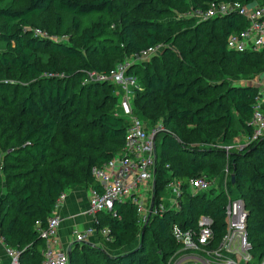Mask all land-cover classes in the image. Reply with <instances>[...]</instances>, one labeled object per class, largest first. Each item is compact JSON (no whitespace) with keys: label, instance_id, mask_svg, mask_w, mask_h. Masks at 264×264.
<instances>
[{"label":"trees","instance_id":"obj_1","mask_svg":"<svg viewBox=\"0 0 264 264\" xmlns=\"http://www.w3.org/2000/svg\"><path fill=\"white\" fill-rule=\"evenodd\" d=\"M159 1L171 6L166 20L138 16L137 12L142 10L143 4L135 6L133 0H22L23 4L19 7L0 6V18L5 28V31L0 32V44L2 43L5 47V51L0 52V91L9 93L11 90L14 91L11 96L2 100L7 106H14L16 112L9 119H6L5 115H0V126L11 125L19 130V136L13 132L6 137L0 134V140H4L7 148L4 160L10 163L9 168L15 166L14 168L20 170L24 166L33 164L35 170L40 171V190L34 202V191L26 182L22 186H20L21 183L16 185L14 189L17 191L9 190L4 194L5 203L10 205L5 209L6 216L12 218L8 222L3 219L0 233L5 237L8 246L23 250L21 264H41L42 262L46 244L40 237L36 222L40 220L42 226H46L63 192L81 184L89 187L97 186L92 174L93 167L104 164L121 152L125 143L128 121L116 111L118 95L115 92L119 87L108 82L91 84L111 91L101 98V104L95 108L97 114L90 121L97 127L96 132L87 135H83L81 130L76 132L74 129V134L69 132L70 126L77 121L81 106L80 104L75 106V92L71 85H62L53 76L62 58L69 57L77 61L74 73L77 81H80L88 71H108L125 58L149 46L161 44L162 41L164 56H172L174 51L172 45L178 41L179 37L185 33H195L212 38V49L222 57V62L227 60L240 66L247 58L256 62L264 59V52H262L264 50L242 53L229 50L227 47L229 35L243 30L248 25L247 19L243 16L231 14L198 22L191 18L180 17L181 14L177 17L178 9L183 14L192 7L206 6L210 0ZM237 1L251 3L255 0ZM172 4L177 8H173ZM260 4L264 5V2L260 1ZM47 13H51L55 24V31L48 32L57 36L67 35L76 43L34 36L31 29L46 30L35 24L37 18L41 19ZM66 16L68 17L67 34H61L66 23ZM216 22L222 23L219 36L214 34ZM186 36L184 35V38ZM44 49L57 55L53 62H51L52 58L43 61L40 51ZM87 53L107 57L114 55L119 58L111 67H103L99 62L92 66L86 57ZM182 53L186 56L187 66L195 67L196 61L192 58V49L188 48ZM143 62L134 63L131 67V72L135 73L138 79L139 88L135 90L134 101H137L139 108H145L141 103L142 99L148 98L147 102L153 101V95L189 97L190 103H204L191 93L194 88L185 82L173 83L169 78L157 73L146 72L141 76ZM43 70H47L50 75L35 80ZM205 71L218 81L223 79L222 72L218 68L210 67ZM19 72L27 74L32 84L19 93L21 97L16 98L17 84L6 81L5 77L7 74L14 75ZM220 88L216 87V89ZM181 89H184L183 92H176ZM258 93H260L259 88L254 85L228 83L217 111L220 112V109L225 107L224 100L228 99L232 103V109L226 108L224 114L219 115L221 118H226L227 127L239 123L249 135L251 134L250 120ZM212 98L214 99L215 96ZM175 106L178 111L170 108L159 111L160 116L170 121L172 126L170 129V126L165 124L168 131L159 134L157 138L155 193L157 203L160 200L159 194L172 178L182 180L184 191L180 202L183 208L178 211L167 210L162 215L152 216L145 229L141 231L142 240L139 246L117 256L108 255L106 264H166L180 247L172 233V227L179 224L184 228L193 227L198 230L199 221L203 215L213 219L212 229L215 238L222 240L227 230L226 206L229 197H240L245 201L248 211V231L253 243V261L250 264H261L264 260V224L250 223L252 212L248 208L244 194L242 195L239 190L232 187L235 186L236 181L243 178L239 168L240 163L249 166L247 159L255 158L259 166L254 175L247 179V183L255 185L256 189L264 193V136L241 148L229 151L208 147L197 149L186 140L187 132L181 122L190 117L196 125L206 124L211 120V114L198 116L196 112L183 104L177 102ZM134 112L140 118L147 120L144 113L136 110L135 107ZM59 134H62L60 146L63 145L66 148L63 153L70 158L73 157L70 152L75 153L74 160L78 161L79 167L66 165L67 170L51 167L52 161L49 159L52 143ZM169 151L184 153V160L175 163L172 159L176 157H170ZM214 155L227 160L233 171L231 174L234 175L235 182L231 178L226 192H222L221 196L218 194L213 197L209 191L191 194L186 181L202 173L211 174V166L207 165L202 157ZM74 168V171L68 170ZM224 176L225 171L221 173L219 183H223ZM9 178L11 180L12 176ZM24 179V176L15 178L17 181ZM115 208L118 216L108 212L98 214L100 219L97 226L98 236L105 242L110 237L109 239H113L112 242L115 245L125 247L128 243V237L125 236L129 233L128 230L140 231L138 229L139 215L136 206L131 202L117 203ZM130 217H133V220L129 219ZM106 226L111 229L107 237L101 233L102 228ZM82 246L96 248L92 243L75 242L70 248V264L76 263L78 249Z\"/></svg>","mask_w":264,"mask_h":264},{"label":"built area","instance_id":"obj_2","mask_svg":"<svg viewBox=\"0 0 264 264\" xmlns=\"http://www.w3.org/2000/svg\"><path fill=\"white\" fill-rule=\"evenodd\" d=\"M231 14L243 16L247 19L248 25L243 30L229 35L228 49L242 53L264 50V5L260 3L210 0L206 6L192 7L180 17L203 22ZM31 30L34 36L42 39L67 41L65 36L53 35L41 28ZM163 48V44L152 45L125 58L108 71L87 72V80L91 83L108 82L119 87L115 92L120 97L119 114L127 117L125 119L128 126L123 150L104 164L94 166L92 169L97 186L89 187V205L84 214L93 217L94 225L77 232L71 246L75 242L93 244L92 237L98 236L99 233L98 214L108 212L118 216L115 208L117 203L131 202L136 206L139 226L142 229L152 216L162 215L167 210L178 211L183 208L180 198L184 191V182L177 178H172L165 185V189L168 188L172 192L171 195L165 198L160 193V200L156 203L157 138L168 129L164 123L152 124L140 118L135 114L132 105L135 90L139 85L137 76L131 72V67L134 63L150 59ZM250 126L252 132L249 135V142L257 141L264 136L263 91L259 93L254 103ZM233 176L228 170L225 171L223 179L225 188ZM213 183L204 173L192 176L186 181L188 190L193 195L209 191ZM65 198L66 193L63 192L57 201L56 210ZM226 218L227 230L222 240L215 238L212 229L213 219L210 216L203 215L200 218L198 230L175 224L172 233L180 247L166 264H250L253 261V243L250 240L248 211L243 198L229 197ZM60 224L61 217L56 211L48 218L46 226H42L40 220L36 222L40 237L46 244L41 264H70V249H64L61 245ZM101 233L107 237L111 229L106 226L102 228ZM22 252L21 249L8 246L5 237L0 233V264H21ZM261 264H264V260Z\"/></svg>","mask_w":264,"mask_h":264},{"label":"rangeland","instance_id":"obj_3","mask_svg":"<svg viewBox=\"0 0 264 264\" xmlns=\"http://www.w3.org/2000/svg\"><path fill=\"white\" fill-rule=\"evenodd\" d=\"M260 1L264 2V0H255L254 2L260 3ZM133 3L135 6L139 5L140 3L143 4L142 10L137 12L138 16L156 20H166L169 14V8L171 7H169L168 4L160 2L159 0H133ZM22 4V0H0V6L10 5L19 7ZM172 6L173 8H177L174 4H172ZM180 14H182V12L180 9H178V13L176 14L177 17ZM35 26L44 27L49 32L55 31V24L51 17V13L45 14V16L41 19L37 18ZM67 26L68 17L66 16V23L61 31V34H67ZM221 26L222 23H215L214 34L216 36H219V29ZM2 31H5V28L2 26V20L0 18V32ZM184 35L187 36L184 38ZM65 38L70 43H76L67 35ZM211 40L212 38H206L195 33H185L183 36L179 37L178 41H176L174 45H172V49L174 50L172 56L165 57L164 51L161 50L153 57L143 62V68L141 71V76H143L146 72L157 73L164 76L165 78H169L173 83L185 82V84L194 88L191 93L202 100L204 102L203 104L194 102L190 103L189 97L175 98L171 95H168L167 97L153 95V101L147 102L148 98L141 100V103L145 108H139L137 106V101L134 100L132 105L136 108V110L142 111L146 116V119L152 124L161 122L164 123V125L168 124L170 129L172 126L171 122L167 121L163 116H160L159 111L165 110V108L176 109L178 111L175 106V103L177 102L187 106L189 109L196 112L198 116L211 114V120L208 123L202 125H196L192 122L190 117L185 118L182 122L180 121L185 127V131L187 132L186 140L189 141L191 146L197 149L206 147L223 150L241 148L242 146L249 143L248 132L239 123H234L227 127L225 124L226 118L219 117V115L224 114V110L226 108H233L232 103L226 99L223 101L225 107L220 109V112H217L218 107L220 105L221 97L224 98L228 83H248L258 87L259 92H262V88L264 87V59H262L261 62H256L247 58L240 66L227 60L222 62V57L212 49ZM162 42L161 44H163ZM185 46L187 48H185ZM188 48L192 49V58L196 61L195 67L193 68L187 66L186 56L184 53H182L184 50L187 51ZM4 51L5 47L1 43L0 52ZM40 54L42 55L43 61H46L47 58H52L51 62H53V60H55L57 57L56 54L48 49L40 51ZM86 57L92 63V66L99 62L103 67H111L119 58L118 56L114 55L107 57L91 53H87ZM61 60L62 61L58 66V70L53 76L60 81V84L71 85L73 91L75 92V106H78V104L81 106L77 115V121L75 124L70 126L69 132L74 134L73 132H75V130L76 132L81 130L83 135H87L89 133L93 134L96 132L95 130L97 127L91 124L90 121L97 114L95 108L101 104V98L111 91L105 87L99 88L96 85H91L93 83L87 80V74L80 81H77V77L74 73L76 70L77 61L69 57L62 58ZM210 67L218 68L222 72L223 79L218 81L213 75L207 74L205 70ZM49 75L50 74L47 70H43L39 76L35 78V80H39L40 78L47 77ZM5 80L17 84L18 92L15 95L16 98L21 97L19 93H21L24 88L32 84L31 78L22 72L14 75L7 74ZM216 87L221 88L216 89ZM183 90L184 89L177 90L176 92H183ZM13 92V90H11L10 93L8 91H0V115H5L6 119L12 118L16 112L14 106H7L4 104L2 98L7 99L9 96H11V94H13ZM212 96H215V98L213 99ZM119 102L120 97H118V101L116 103L117 113H120L118 107ZM5 107L8 109L6 110ZM123 117L127 119L126 116L123 115ZM90 128L93 130H89ZM4 129L6 131H4ZM12 132L15 133L16 136H19V130L15 127H12L11 125L7 126L6 124L0 126V134L4 137L12 134ZM66 136L70 137L69 135ZM61 137L62 134H59V137L56 138V140H54L52 143V151L50 153L49 159L52 161L51 167L58 168L59 170H67L66 165L79 167L80 164H78V161L74 160L76 155L75 153H72V151L70 152V155L73 156L71 158L63 153L65 152L66 148L63 145L60 146L62 141ZM12 144H14V142ZM6 149L7 148L5 147L4 140H0V189L2 192L0 194V230H2L3 219L8 222L10 218H12L8 215V217L6 216L5 209H7L10 205L4 201L5 192L9 190L17 191V189L14 188L19 183H21L20 186L24 185L25 182L29 183L31 185V190L34 191V202L40 190V171L35 170L33 164L29 165L28 167L24 166L20 168V170L14 168L15 166H13V168H9L10 163L6 159L4 160ZM168 154L170 157H176L175 159H172L175 160V163L182 162L185 156L184 153H180L178 151H169ZM202 160L207 165L211 166L210 170L212 169L210 171L211 174H209L208 177L214 183L212 188L209 190V193H211L214 197L218 194H222V192H226L225 184L219 182L221 173L223 171L228 170L230 173L233 172L227 160L219 158L217 155L211 157H202ZM247 161L250 163L249 166L244 163H240L239 168L243 178L239 181H236L235 186H233L232 189H237L242 195L244 194L248 208L252 212L250 223L257 224L261 222L264 224V193L256 189L254 187L255 185L247 183V179L254 175L259 163L255 160V158H248ZM68 170L74 171L75 168ZM10 176H12V182L9 178ZM23 176L25 178L24 180H15L16 177L21 178ZM143 193L147 192L143 191ZM171 193L172 192L166 188L161 192V195L167 198L171 195ZM7 213H9L8 210ZM129 219L133 220V217H130ZM138 229L140 231L137 230V232L133 231V229L128 230L129 233L125 235L128 237V243L125 247L115 245L112 242L113 239H109L110 237L105 242L100 239V236H95L92 240L93 245H95L96 248L89 246L80 247L78 249V256L75 264H106L108 255L117 256L134 250L137 248V246H139L142 240V228L139 225Z\"/></svg>","mask_w":264,"mask_h":264},{"label":"crops","instance_id":"obj_4","mask_svg":"<svg viewBox=\"0 0 264 264\" xmlns=\"http://www.w3.org/2000/svg\"><path fill=\"white\" fill-rule=\"evenodd\" d=\"M262 91L264 93V87ZM65 193L66 198L55 211L61 217L59 228L61 245L64 249H70V244L75 240L76 233L92 227L94 223L91 215L84 214L89 205V186L86 184L77 185Z\"/></svg>","mask_w":264,"mask_h":264},{"label":"water","instance_id":"obj_5","mask_svg":"<svg viewBox=\"0 0 264 264\" xmlns=\"http://www.w3.org/2000/svg\"><path fill=\"white\" fill-rule=\"evenodd\" d=\"M235 181V177L233 176V182ZM152 206H153V204H152ZM152 209V208H151ZM143 229H145V227L143 228ZM71 254V250L69 251V255Z\"/></svg>","mask_w":264,"mask_h":264}]
</instances>
